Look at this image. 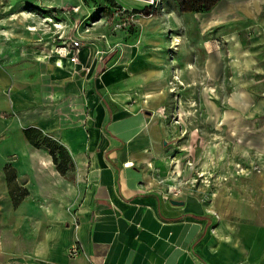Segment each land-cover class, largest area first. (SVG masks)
Listing matches in <instances>:
<instances>
[{
  "label": "crops",
  "instance_id": "obj_1",
  "mask_svg": "<svg viewBox=\"0 0 264 264\" xmlns=\"http://www.w3.org/2000/svg\"><path fill=\"white\" fill-rule=\"evenodd\" d=\"M154 27L85 78L74 73L77 62L55 55L51 67L64 74L26 90L25 124L10 122L0 146V264H264L263 215L217 218L197 193L170 195L151 180L168 134L166 40ZM28 127L62 144L72 168L60 173L48 150L28 141ZM5 164L28 192L17 204Z\"/></svg>",
  "mask_w": 264,
  "mask_h": 264
},
{
  "label": "rangeland",
  "instance_id": "obj_2",
  "mask_svg": "<svg viewBox=\"0 0 264 264\" xmlns=\"http://www.w3.org/2000/svg\"><path fill=\"white\" fill-rule=\"evenodd\" d=\"M155 22L166 40L168 134L151 180L170 195L197 193L217 218L264 216V0H219L199 12L179 11L176 0H0V146L10 122L25 124L26 90L64 74L51 67L59 46L82 36L90 51L73 70L85 78L142 29L155 33Z\"/></svg>",
  "mask_w": 264,
  "mask_h": 264
},
{
  "label": "trees",
  "instance_id": "obj_3",
  "mask_svg": "<svg viewBox=\"0 0 264 264\" xmlns=\"http://www.w3.org/2000/svg\"><path fill=\"white\" fill-rule=\"evenodd\" d=\"M179 11H207L211 9L219 0H176ZM26 138L35 147H44L48 150L52 157L56 169L64 174L69 168H72V162L67 149L56 140L43 135L41 130L35 127H28L24 130ZM9 194L13 204H17L28 193L27 190L20 186L15 180L14 168L9 165H4Z\"/></svg>",
  "mask_w": 264,
  "mask_h": 264
},
{
  "label": "built area",
  "instance_id": "obj_4",
  "mask_svg": "<svg viewBox=\"0 0 264 264\" xmlns=\"http://www.w3.org/2000/svg\"><path fill=\"white\" fill-rule=\"evenodd\" d=\"M81 37L82 36L71 38L69 43L66 46H59L56 49V52L60 56H68L70 61L76 62L77 57H78V53H79V49L83 43ZM69 251H70V254H72V255L77 254L79 252V247L77 246V244L74 243L71 245Z\"/></svg>",
  "mask_w": 264,
  "mask_h": 264
},
{
  "label": "water",
  "instance_id": "obj_5",
  "mask_svg": "<svg viewBox=\"0 0 264 264\" xmlns=\"http://www.w3.org/2000/svg\"><path fill=\"white\" fill-rule=\"evenodd\" d=\"M171 201H172L173 203H181V202H182L181 200H177V199H171Z\"/></svg>",
  "mask_w": 264,
  "mask_h": 264
}]
</instances>
